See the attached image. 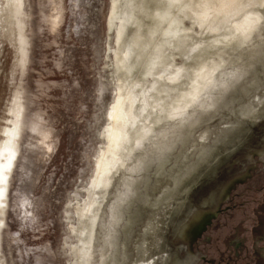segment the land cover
<instances>
[{"label":"rangeland","instance_id":"rangeland-1","mask_svg":"<svg viewBox=\"0 0 264 264\" xmlns=\"http://www.w3.org/2000/svg\"><path fill=\"white\" fill-rule=\"evenodd\" d=\"M192 3L24 0L22 9L21 0H0L3 264H81L77 251L86 243L91 264L202 263L203 238L264 158V5L250 8L256 28L242 33L231 21L208 33L209 15L200 27ZM246 14L237 23H249ZM179 27L191 30L183 35ZM138 29L141 37L131 42ZM205 63L210 80L200 77ZM120 87L153 127L160 112L152 103L183 90L188 120L183 127L173 120L171 135L161 138L165 150L155 149L154 161L128 175L130 184L123 168L129 150L110 184L95 188L92 223L78 210L91 197ZM195 92L204 98L200 106Z\"/></svg>","mask_w":264,"mask_h":264},{"label":"bare ground","instance_id":"bare-ground-1","mask_svg":"<svg viewBox=\"0 0 264 264\" xmlns=\"http://www.w3.org/2000/svg\"><path fill=\"white\" fill-rule=\"evenodd\" d=\"M193 3H197V8L194 9V14H196V18L198 19V22H199L198 25L200 27H202L203 24H205L204 22H202L203 16L206 17L209 15V17H207V18L211 22L209 23L208 27H210L211 29L209 30L208 33H214V31H219V29H221V28L226 29L228 27V23H230L231 21H234V23L238 24V29L240 30V32L244 33L247 29H250L252 27H255V28L257 27L256 26L257 24L254 23V19L252 17L254 13L250 12V8H254V7H256V5H264V0H193ZM23 7H24V0H21V8L23 9ZM144 8L147 9L148 7L146 5L141 7L139 12L142 16L145 15L143 13ZM241 12H247V14L244 18H247L248 20H246V21L249 23H247V24L237 23V16ZM210 14H211V16H210ZM260 17L261 16H259V18ZM149 25H151V24H149ZM172 25H173V23L171 22V26ZM218 25L221 26L219 29H218ZM152 26H155V20H153ZM177 29H179V32H181L180 34H183V35H186L189 32V30H191V29H185L184 30V29H181V27H179ZM194 31H196V30H194ZM140 37H141V35H140V31L138 29L136 31V33L131 36V39H132L131 42L134 39L140 38ZM210 37H212V36H210ZM210 37H208V38H210ZM138 40L139 39L134 40V43L138 42ZM26 43H27V41H26ZM154 43H155V40H154ZM25 46H27V44ZM25 48L27 49V47H25ZM125 52L126 51H124V54H125ZM159 52H161V50H159ZM263 52H264V46H263L261 53H263ZM25 57H26V55H25ZM124 57L126 58V55H124ZM263 57H264V55H263ZM25 62H24V64H25ZM176 64H175V66L177 67V69H179L180 66H177ZM24 67H25V65H24ZM168 67H169V64H168ZM207 68H208V65H207V63H205L203 65V69H202V73H201L200 77L202 79H205L208 76L209 77L208 80H210L213 76H209V74L206 70ZM22 69H24V68L22 67ZM169 70L170 69L167 68V71H169ZM179 70L182 71L183 67L180 68ZM170 71H172V70H170ZM201 88L202 87H200L198 85V86H196V88L194 90H201ZM144 90H145L144 88L141 89L142 92H144ZM152 90L153 91H156V90L159 91V88L154 84V87L152 88ZM160 92H162V91H160ZM178 92H179V94L174 95V97L171 95H167L166 97H163L161 99L159 98L158 100H155L154 103H152L153 110H154V108H156V109H158L156 111L160 112V115L152 118V120L155 118L160 119L159 121L156 122L157 127H153V126L147 125V122H146L147 119L146 120L141 119V118L139 119V117L135 111L136 109H135L134 98L131 96V93H128V95H126V93L123 91V88L120 87L118 102L114 106V113L112 115V126L110 128V135H109L110 141L108 140L109 141L108 147L103 152L102 157L100 159L99 166L97 168L96 176L93 180L91 189L90 190L88 189V192L90 191L91 197L89 200L86 201V205L83 207V209L78 210L79 213L81 211V215L83 216V218L85 216H87L90 219L92 216H93L92 219L94 218V215H90V214L88 215V212L89 213H90V211L95 212V211H93V207L97 201L96 193L98 192L97 190H96L97 192L94 191L95 188H98V189L100 187L105 188L106 186H108V184H110V179L112 177V175H111L112 171L121 168V166L123 165V162H124V156L129 155V153H128L129 150H133L132 154L128 158H126L130 161V163L128 165H126L125 167H123L125 170L131 171V172H127L128 174L125 175V177L127 179L132 178V181L126 182L128 184L133 183V180H134V178L132 176H128V175H133L132 174L133 172H138L139 170L144 168L145 164L150 163L151 161H154V158L157 155V153L155 152V149H157L159 147L162 150H165L166 144H162L161 138H163V137L165 138V137L171 135L173 128L175 127L173 120H175V121L180 120L178 125H180L182 127L184 126V124L188 120L186 118V114L188 113L187 109H188V105H191V101H188L189 98H188V94L186 92H184L183 90H179ZM193 97H194V101L197 102L196 106H198V105L200 106L204 103V98H202V96H200L196 92L193 94ZM168 99L170 100V102L167 104ZM18 102L21 103V101L19 99H18ZM20 105H21V111H20L19 115L21 116V118L17 124L16 129L11 132V135L13 134L12 139L7 142V149L11 152V156L9 159L10 165L14 163L13 162L15 160L14 157L16 156V153H17V139H19L23 104L21 103ZM149 112L151 114L152 109H150ZM145 118H147V117H145ZM142 121H145V122L142 124H138ZM140 126H142V127L144 126V127L139 128ZM180 126H178V128ZM140 129H141V131H140ZM145 130L149 134L147 133V134H145L146 137H143L142 135H143ZM134 137H135V139H134ZM133 139L135 140L134 143H133ZM0 156H2V154H0ZM135 157H136V159L133 160ZM98 186H100V187H98ZM99 191L101 192L100 189H99ZM99 197L100 196H98V198ZM113 213H114V211H113ZM78 216H80V215H78ZM88 218H87V220H88ZM79 219H80V217H79ZM81 220L83 221L84 219L81 218ZM85 220H86V218H85ZM82 223H80V224H82ZM92 223H96L95 218L92 220ZM85 224H83V225H85ZM88 224H89V221H88ZM88 224H86L85 226H88ZM79 227H80V225H79ZM88 227H84V228H86V230H87ZM85 234L86 233H82L81 235L83 236ZM78 236H79V234H78ZM86 237H88V235ZM78 238H80V237H78ZM78 241H79V239H78ZM81 241H82V239H81ZM84 242L86 243L87 240H85ZM84 242H83V245H84ZM86 244L83 246V248H80L81 252L77 251L78 254L81 253L80 254L81 258H82L81 264H89L90 263L88 261V259H89L90 254H92V252L90 250L91 247L89 246L88 243H86ZM78 254H76V255L78 256ZM78 257H80V256H78ZM93 257H94V255H93ZM102 257H105V252H103ZM93 261H94V259H93ZM0 264H3V263L0 261Z\"/></svg>","mask_w":264,"mask_h":264},{"label":"water","instance_id":"water-1","mask_svg":"<svg viewBox=\"0 0 264 264\" xmlns=\"http://www.w3.org/2000/svg\"><path fill=\"white\" fill-rule=\"evenodd\" d=\"M201 264H264V158L203 238Z\"/></svg>","mask_w":264,"mask_h":264},{"label":"snow or ice","instance_id":"snow-or-ice-1","mask_svg":"<svg viewBox=\"0 0 264 264\" xmlns=\"http://www.w3.org/2000/svg\"><path fill=\"white\" fill-rule=\"evenodd\" d=\"M253 31H256V29L254 28ZM261 39H264V38H261ZM260 65H261V69H260V72L258 73L259 76L261 77H264V57H262V59L260 60ZM247 83V81H246ZM243 87V86H241ZM227 101L225 102V104L223 105V107H227ZM254 110V109H253ZM200 161L197 160L195 163H199Z\"/></svg>","mask_w":264,"mask_h":264}]
</instances>
